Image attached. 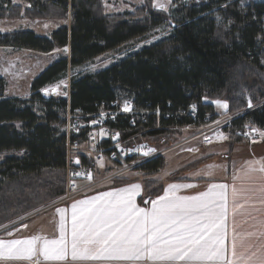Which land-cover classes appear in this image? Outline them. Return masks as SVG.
Masks as SVG:
<instances>
[{
    "label": "trees",
    "instance_id": "1",
    "mask_svg": "<svg viewBox=\"0 0 264 264\" xmlns=\"http://www.w3.org/2000/svg\"><path fill=\"white\" fill-rule=\"evenodd\" d=\"M143 1L135 12L106 15L100 0H17L16 5L0 0L1 21H69L49 38L30 31L0 35V48L45 55L68 50L33 80L27 99H5L0 79V153L13 152L0 161V214L26 200L36 208L63 196L67 112L89 117L133 103L135 114L142 115L134 127L124 115L105 123L120 140L199 128L218 119L210 102L220 100L241 64L264 71V1L174 0L168 13ZM159 34L114 63L92 69L99 56ZM68 75L67 99L41 98L40 90ZM257 97L248 111L249 102L242 99L225 102L227 116L244 112L223 128L235 142L245 143L239 134L248 129L264 134V95ZM80 161L89 165L83 156ZM163 167L157 157L137 169L151 182ZM43 193L51 196L41 203ZM12 220L18 218L0 216V226Z\"/></svg>",
    "mask_w": 264,
    "mask_h": 264
},
{
    "label": "rangeland",
    "instance_id": "2",
    "mask_svg": "<svg viewBox=\"0 0 264 264\" xmlns=\"http://www.w3.org/2000/svg\"><path fill=\"white\" fill-rule=\"evenodd\" d=\"M173 1L174 0H151V7L155 11L168 13ZM262 1L264 0H238L241 5ZM10 2L11 4H17V0H10ZM100 2L106 15L132 13L144 4L143 0H100ZM68 24V20L52 21V19L36 21L20 19L13 22L0 20V35L30 31L38 37L49 38L52 32L62 26H68ZM161 35L162 34H159L158 36L146 39L140 43H135L134 45L130 43L107 52L95 60L92 69H98L112 64L125 57L129 52L135 51L139 47L153 42L155 39L161 37ZM67 54L68 50H57L51 54L45 55L24 49L0 48V79L3 80L5 86L3 93L4 98L27 99L30 95V87L33 80L54 61L63 59ZM262 63L264 67V54ZM69 78L70 76L68 75L66 79L40 90L39 94L41 98L44 100H48L51 97L67 99L69 96ZM258 94L264 95V71L254 69L246 64H241L233 74L220 100H217L221 103L217 104L216 101L210 102L215 114L218 116L217 120L211 123L209 122L199 128H184L175 131L169 129L159 135H139L126 140H120L118 134L115 132L110 134L109 130L102 125L103 122L105 123L107 120L115 121L119 115H124L125 117H130L129 124L134 127L142 120V115L135 114V111H132L131 108H125L127 110H124L123 114H111V112L102 114L100 118L101 124L99 125L95 124L93 116L83 117L77 115L75 112H67L65 114L66 168L67 166H71L72 163L77 165L76 160H78L79 164L83 167L92 169L89 180L77 182V188L81 193L73 196L69 200L65 199L67 182L65 176V192L63 196L51 199L45 205L36 208H29L30 205L28 200L19 208H9V210L13 209L9 211V214H0V216L5 220L10 218H18V220H12L7 223L6 226L5 224L4 226H0V239L6 241L15 239L23 240L31 238L32 236L48 238V232L49 234L52 232L50 227L56 226V224L60 222L61 214L56 211L57 208L65 209L67 215L70 213V204H74L77 201L88 200L99 196L101 193L112 192L133 183L141 186L142 197L140 202H148L150 198H153V196L161 192V187H158V180L164 182L170 179V175L179 173L183 168L195 171L200 170L197 167L216 168L217 165L225 164V160H222V158L219 161L215 160L214 164L208 162L210 160L208 156L210 154H213L212 156H222V154L227 151L226 146L223 148L209 147V149L205 150L206 146H212V144L218 143L221 140L220 135L222 133L226 136V142L229 139V143L227 142L228 151L231 152L229 156H231L232 153H241L247 158L248 156H246V154L249 153V158H264V156H262L264 155V146L258 148L264 140L260 135L261 132L252 128L248 129L249 131L246 130L241 135L239 134V136L244 139L243 141L245 143L235 142L233 137L230 136V138L223 132L224 126L228 125L236 117L244 114L243 112L234 116L228 115L227 117L225 114L226 109L223 107L226 100L230 98H239L250 103L257 100ZM250 109H247L246 106L247 111ZM104 112L105 111L102 113ZM135 116H138V119L135 118ZM251 134L254 136V139L250 138ZM73 135H77L76 138H72ZM79 137L81 141H79ZM72 141H75L76 145L70 144ZM106 144H109V146L107 148H102V146ZM107 149L115 150L117 152V158L113 157L112 153L108 156L101 155V158H99V153ZM9 155H13V152L0 153V161L4 156L6 157ZM81 156H86L87 159H85L89 162V165L87 163H81ZM157 157L162 158L164 167L154 176L150 177L151 182L146 181L149 180V177H146L137 168L141 164ZM247 162L249 161L244 163ZM66 172L67 170L64 172L65 175ZM21 195L24 196V191ZM40 196H42V192ZM50 196L51 195L44 196L43 193V197L40 199L41 203H43L44 198ZM25 225H27V227H25ZM9 232H11L12 235H8ZM71 239L69 234L68 238H66L68 242L67 256L66 259H60V263L126 264L123 260H73ZM7 261H9V264H41V262H34L35 260H26L27 262L24 263L15 262L16 260Z\"/></svg>",
    "mask_w": 264,
    "mask_h": 264
},
{
    "label": "snow or ice",
    "instance_id": "3",
    "mask_svg": "<svg viewBox=\"0 0 264 264\" xmlns=\"http://www.w3.org/2000/svg\"><path fill=\"white\" fill-rule=\"evenodd\" d=\"M223 107L227 108V104ZM260 170L264 171V167ZM192 186L170 184L164 196L151 202L150 209L138 207L133 200L134 190H138L139 185L77 201L72 205V259H146L168 264L224 261V264H235L227 259L228 250L224 244L227 186L210 185L209 191L192 197L175 195L176 189ZM213 189L219 191L214 194ZM233 194L235 196V189ZM56 211L61 214L58 239L42 236L0 239V259H30L37 252L45 259H66L65 209L57 208ZM231 255H237L235 239ZM244 260L245 264H264V254L256 256L253 252Z\"/></svg>",
    "mask_w": 264,
    "mask_h": 264
},
{
    "label": "crops",
    "instance_id": "4",
    "mask_svg": "<svg viewBox=\"0 0 264 264\" xmlns=\"http://www.w3.org/2000/svg\"><path fill=\"white\" fill-rule=\"evenodd\" d=\"M228 117V116H227ZM187 130V129H185ZM262 139H264V134L260 133ZM226 136L222 133L220 135V141L218 143L212 144L209 147H227V151L222 154V156H212L210 154L208 157L210 160L208 162L219 161L221 158L225 160V164L217 165L216 168L212 167H197L200 170H186V168L181 169L179 173H174L170 175V179L161 182L157 181L158 187H161V192L150 198V200L145 204L140 202L142 191L141 186L138 190H134L133 200L135 204L140 208L152 207V201H157L159 197L164 196L165 190L168 189L170 184L177 185H193L187 188H178L175 190L176 196H197L202 192L209 191L210 185H226V239L224 241L225 247L227 248V259L235 261V264H245V257L251 255L255 252L256 256L264 254V171L260 169L264 167V158L259 157L257 159L249 158V153L245 156L241 153H231L228 151V143L226 142ZM260 145V144H258ZM264 146V140L258 148ZM253 155L252 153H250ZM264 156V155H262ZM241 158V159H240ZM237 164H236V162ZM249 161L247 163H244ZM234 162V163H233ZM167 163V162H166ZM185 167V166H184ZM187 171V172H186ZM199 175V176H198ZM155 180V178H154ZM138 185V184H130ZM127 185L123 188H126ZM121 189V188H118ZM233 189H235V196L233 194ZM213 193L218 192V189H213ZM171 195V193H170ZM72 205L69 206V214L64 216V226L66 231V238L72 232ZM61 222V218H60ZM60 222L51 228V233L48 232V239H58L60 236ZM235 239L236 253L237 255L233 257L231 255L233 240ZM39 248V244L37 245ZM7 260H16L15 262H27L26 260L41 262V264H63L60 263V259H45L44 255L40 252L35 253L30 259H0L1 264H9ZM255 260V257H253ZM108 261H114L109 259ZM126 264H168V262L162 261H152V260H123ZM172 264H185L182 261L172 262ZM191 264H224V261H194ZM251 264V262H249Z\"/></svg>",
    "mask_w": 264,
    "mask_h": 264
},
{
    "label": "built area",
    "instance_id": "5",
    "mask_svg": "<svg viewBox=\"0 0 264 264\" xmlns=\"http://www.w3.org/2000/svg\"><path fill=\"white\" fill-rule=\"evenodd\" d=\"M125 108H128V109L131 108L133 111L132 103L128 102V103L124 104L117 114H123ZM119 116H122V115H119ZM109 122H113V121H109ZM95 124H98V125L101 124L100 119H96ZM130 126H131V124H130ZM103 127H105V126H103ZM104 131L106 132L105 129H104ZM250 138L254 139V136L251 134ZM70 144L76 145V142L72 141ZM105 152H109L110 154L112 153V156L116 158L115 150L107 149V150H105ZM101 153H103V152H101ZM101 153H99V158H101ZM76 161H77V165H74L72 163L71 166H67V168H65V170H67L66 175H65L66 179H67V182H66V198H65L66 200H69L73 196L80 194L81 192L78 190L76 183L80 182V181L89 180V178L91 176V170L92 169H88L86 167H83L82 165L79 164L78 160H76Z\"/></svg>",
    "mask_w": 264,
    "mask_h": 264
},
{
    "label": "bare ground",
    "instance_id": "6",
    "mask_svg": "<svg viewBox=\"0 0 264 264\" xmlns=\"http://www.w3.org/2000/svg\"><path fill=\"white\" fill-rule=\"evenodd\" d=\"M126 102L122 103V104H116L114 105V110L111 112V114L113 113H118L121 109V107L125 104ZM102 114H107V112L105 113H100V114H97V115H93V118L96 120V119H100Z\"/></svg>",
    "mask_w": 264,
    "mask_h": 264
},
{
    "label": "water",
    "instance_id": "7",
    "mask_svg": "<svg viewBox=\"0 0 264 264\" xmlns=\"http://www.w3.org/2000/svg\"><path fill=\"white\" fill-rule=\"evenodd\" d=\"M251 108V106H249V104H247V109H250Z\"/></svg>",
    "mask_w": 264,
    "mask_h": 264
}]
</instances>
